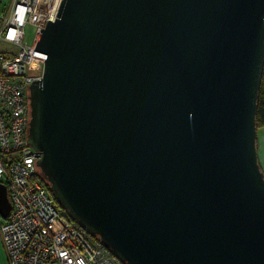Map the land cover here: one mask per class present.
<instances>
[{
  "label": "water",
  "instance_id": "water-1",
  "mask_svg": "<svg viewBox=\"0 0 264 264\" xmlns=\"http://www.w3.org/2000/svg\"><path fill=\"white\" fill-rule=\"evenodd\" d=\"M33 55L24 155L72 221L123 264H264V0H62Z\"/></svg>",
  "mask_w": 264,
  "mask_h": 264
},
{
  "label": "built area",
  "instance_id": "built-area-1",
  "mask_svg": "<svg viewBox=\"0 0 264 264\" xmlns=\"http://www.w3.org/2000/svg\"><path fill=\"white\" fill-rule=\"evenodd\" d=\"M61 1L0 2V184L11 205L0 218V240L7 264H123L67 216L39 179L38 158L24 155L35 153L26 143L28 86L44 65L33 53ZM27 27L34 30L30 42Z\"/></svg>",
  "mask_w": 264,
  "mask_h": 264
},
{
  "label": "crops",
  "instance_id": "crops-1",
  "mask_svg": "<svg viewBox=\"0 0 264 264\" xmlns=\"http://www.w3.org/2000/svg\"><path fill=\"white\" fill-rule=\"evenodd\" d=\"M257 155L260 168L264 174V127L257 130ZM0 243V264H7L6 256Z\"/></svg>",
  "mask_w": 264,
  "mask_h": 264
},
{
  "label": "trees",
  "instance_id": "trees-1",
  "mask_svg": "<svg viewBox=\"0 0 264 264\" xmlns=\"http://www.w3.org/2000/svg\"><path fill=\"white\" fill-rule=\"evenodd\" d=\"M257 116H256V126L258 128L264 127V73L261 80V85L258 94L257 100ZM39 179L41 180L42 184L48 189L47 182L39 175Z\"/></svg>",
  "mask_w": 264,
  "mask_h": 264
},
{
  "label": "rangeland",
  "instance_id": "rangeland-1",
  "mask_svg": "<svg viewBox=\"0 0 264 264\" xmlns=\"http://www.w3.org/2000/svg\"><path fill=\"white\" fill-rule=\"evenodd\" d=\"M1 3H6V0H0ZM25 36H26V39L30 42L31 39L33 38L34 36V30L32 27H27L25 29ZM260 129V128H258ZM0 243H1V240H0ZM2 245V244H1ZM3 248V247H2Z\"/></svg>",
  "mask_w": 264,
  "mask_h": 264
}]
</instances>
